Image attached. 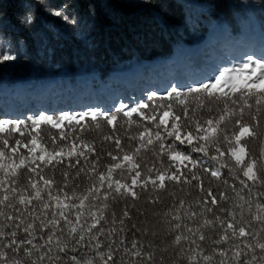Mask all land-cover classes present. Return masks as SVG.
<instances>
[{
    "label": "snow or ice",
    "instance_id": "6c2138e0",
    "mask_svg": "<svg viewBox=\"0 0 264 264\" xmlns=\"http://www.w3.org/2000/svg\"><path fill=\"white\" fill-rule=\"evenodd\" d=\"M0 264H264V57L113 109L0 118Z\"/></svg>",
    "mask_w": 264,
    "mask_h": 264
},
{
    "label": "trees",
    "instance_id": "16d2710c",
    "mask_svg": "<svg viewBox=\"0 0 264 264\" xmlns=\"http://www.w3.org/2000/svg\"><path fill=\"white\" fill-rule=\"evenodd\" d=\"M5 50L17 59L0 64V118L113 109L264 57V0H0ZM191 53L197 67H187ZM248 147L258 153L261 144ZM162 199L158 211L171 206Z\"/></svg>",
    "mask_w": 264,
    "mask_h": 264
},
{
    "label": "rangeland",
    "instance_id": "374dc122",
    "mask_svg": "<svg viewBox=\"0 0 264 264\" xmlns=\"http://www.w3.org/2000/svg\"><path fill=\"white\" fill-rule=\"evenodd\" d=\"M192 50L193 51H195L196 49L195 48H192ZM192 54V56L191 57H193V59L192 60H194L195 61V64H192V63H187V67H197L198 65H199V63L201 62V60L200 59H198V58H195L194 56V53H191ZM237 69H239V67L237 68ZM160 74V73H159ZM156 76V82H159V80H160V77H158V75H155ZM160 76V75H159Z\"/></svg>",
    "mask_w": 264,
    "mask_h": 264
}]
</instances>
